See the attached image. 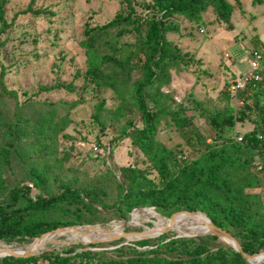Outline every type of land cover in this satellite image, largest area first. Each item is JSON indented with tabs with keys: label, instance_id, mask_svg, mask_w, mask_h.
Returning a JSON list of instances; mask_svg holds the SVG:
<instances>
[{
	"label": "rangeland",
	"instance_id": "374dc122",
	"mask_svg": "<svg viewBox=\"0 0 264 264\" xmlns=\"http://www.w3.org/2000/svg\"><path fill=\"white\" fill-rule=\"evenodd\" d=\"M31 1L8 0L4 8L6 20L11 22ZM34 1L35 11L43 8L50 14H20L0 39V206L5 208L11 203L14 189L24 190L33 184V171H36L44 175V183L40 190H24L31 199L51 198L64 188L95 191L96 197L93 201L84 200L85 204L71 202L52 211L24 216L26 224L39 222L49 232L56 230L52 229L55 226L57 229L100 227L112 231L115 223H125L124 233L160 229L158 217L166 225L177 211L187 210L163 212L156 207H141L129 212L119 196L122 191L119 186L122 185L123 190L127 188L128 168L147 171L149 178L158 180L150 159L139 150L131 136L144 128L132 90V84L142 75L144 56L139 50V39L135 34L119 37L118 30H113L101 38L95 50L87 47V27L106 24L118 14L126 13L127 5L122 0ZM229 1L236 6L233 28L219 20L212 8L202 13L199 23L178 16L170 20V24L178 25L179 31L169 33L168 40L194 61L168 71V83L161 88L167 99L161 106L169 112L182 110L188 122L177 126L165 116L155 125V136L183 162L185 157L187 161L198 158L206 145L244 137L255 126L256 116L250 113L254 110L252 101L247 106L231 102L228 81L233 72H247L252 51L264 48V4L255 6L252 0H241L239 7L236 0ZM133 2L136 17L147 27L154 11L152 1ZM2 27L0 20V29ZM113 48L118 49V59L131 56L132 66H136L129 88L123 90L125 98L105 85L98 86L91 78H76L77 71L84 74L92 64L99 63L101 57L112 54ZM226 53L230 59H225ZM58 83H72L74 91L48 93L42 90ZM4 89L14 92L15 96L10 97ZM196 100L212 112L227 110L230 104L243 115L238 114L234 126L222 132L210 125ZM147 103L151 111L158 110L157 103L149 96ZM98 112L104 125L94 118ZM9 130L21 138L15 141L7 158L3 151L13 141ZM197 130L202 138L198 137ZM263 156L264 144L256 150V165L252 169L261 184L250 192L258 194L264 203V170L260 164ZM25 203L22 199L15 208H6V211L20 209ZM135 211L141 213V218L131 225ZM183 217L190 216L181 215L177 220ZM85 232L91 241L101 238L93 230ZM188 235L173 229L140 240L122 237L112 242L86 243L79 235L66 234L56 238L58 243L48 244L32 264H48L53 257L50 254L55 252L81 264H130L141 255L148 262H162L187 259L199 246L207 252L223 246L232 248L216 235ZM234 237L241 244V237ZM36 239L6 242L0 238V245L31 246Z\"/></svg>",
	"mask_w": 264,
	"mask_h": 264
},
{
	"label": "trees",
	"instance_id": "16d2710c",
	"mask_svg": "<svg viewBox=\"0 0 264 264\" xmlns=\"http://www.w3.org/2000/svg\"><path fill=\"white\" fill-rule=\"evenodd\" d=\"M122 1L127 5L126 13L118 14L104 25L87 27L85 32L88 36L87 47L95 50L101 38L113 30H118L119 37L137 35L139 50L144 59L140 69L141 78L132 84V90L133 98L142 114L144 128L131 136L139 150L150 159L158 180L149 178L147 171L128 168L127 188L123 190L122 185L119 186L122 189L119 192L121 202L127 204L129 212L141 207H156L163 212L181 208L186 209L187 212H203L216 226L233 236L241 237L240 245L245 253L255 255L264 252V203L258 194L250 192L259 188L261 184L260 178L252 169L256 165V150L264 144V106L260 96L264 94L261 93L263 89L256 93H246L241 97L246 102L245 106L252 101L254 110L250 113L256 116L254 129L244 136L242 143L230 139L222 141L219 145H206L204 152L198 158L187 161L185 157L183 162L177 160L173 152L155 136V125H158L165 116H169L177 126H183L188 122L182 115V110L169 112L166 107L161 106L167 99V96L161 93V88L168 83V71L182 65H190L194 61L193 57L183 54L179 47L168 40L169 33L179 31L178 25L170 24V20L178 16L199 23L202 20V13L212 8L219 20L228 28H233L232 16L235 5L229 0H151L154 11L145 27L135 15L133 0ZM34 2L32 0L26 10L17 13L13 20L8 22L4 11L8 0H0V20L3 23L0 39L14 25L20 14H50L43 8L35 11ZM236 2L239 7L242 6L241 0ZM252 3L255 6L263 5L264 0H252ZM117 52L118 49L113 48L112 54L101 57L99 63L92 64L84 74L77 71L76 78L82 76L91 78L98 86L105 85L125 98L123 90L129 88L136 66H132L131 56L118 59ZM231 81L230 78L228 99L234 102L229 92ZM42 90L48 93L56 90L73 92L74 86L72 83L69 85L58 83L43 87ZM6 93L10 97L15 96L14 92L6 91ZM148 96L157 103L158 110L149 109ZM195 103L202 108V115L207 116L210 125L222 132L234 126L238 114L243 115L230 104L227 110L212 112L203 107L202 102L196 100ZM94 118L104 125L100 112L96 113ZM9 134L13 141L9 142L3 151L7 158L15 141L21 138L12 130H9ZM197 135L202 138L198 130ZM260 164L264 170V156ZM32 181L33 184L24 189L27 192L34 191L35 188L40 190L44 183V175L33 171ZM24 190L14 189L11 192V203L5 208L0 206V238L6 242L39 238L49 232V229L39 222L26 224L24 216L52 211L62 204L71 202L85 204L84 200L93 201L96 197L95 191L64 188L57 196L51 198L38 196L31 199ZM22 199L26 200V203L20 209L6 211V208H15ZM57 228L55 226L52 229ZM50 256L53 257L48 264H81L74 262L72 257H62L56 252ZM143 256L141 255L136 261H130V264L138 262L140 264H251L233 247L225 246L219 247L214 252H207L204 247L199 246L184 260L148 262L147 259H142ZM36 261L35 257L27 259L6 257L0 260V264H32Z\"/></svg>",
	"mask_w": 264,
	"mask_h": 264
},
{
	"label": "water",
	"instance_id": "95a60500",
	"mask_svg": "<svg viewBox=\"0 0 264 264\" xmlns=\"http://www.w3.org/2000/svg\"><path fill=\"white\" fill-rule=\"evenodd\" d=\"M188 215L190 217H194V218H199V217H204L207 219V224L209 227V231L204 233V234H212V235H216L219 236L221 238H223L231 247H233L235 249V251L241 253L246 260L251 263V264H262L264 262V252L259 253V254H255V255H249L247 253L244 252L242 246L239 244V242L236 240V238L230 234L229 232L221 229L220 227L216 226L212 220L203 212H177L175 214L172 215L171 217V223H169V225H167L166 227H162L160 229H154V230H150L147 232H143V233H136V234H132V233H124L123 230L119 231V232H115V231H105L103 229H101L100 227H83V228H77V227H71V228H61V229H56L54 231L48 232L46 234H44L43 236L39 237L36 239V242H39L43 239H46L45 242L41 245L36 246L32 251L29 252H21V251H5L7 252L6 255L1 256L0 253V258H6V257H14V258H31V257H35L39 252L44 251L46 246L48 244H53V243H58L56 238L59 236H63L66 234H74V235H79L81 236L83 239L86 238L87 240H84L86 243H94V242H112V241H117L119 239H121L122 237L124 238H130V239H134V240H140L143 238H151V237H157L160 236L162 234L168 233L169 231L174 229V221L175 219L179 216V215ZM85 230H93L96 232H101L104 234V236H102L100 239L98 240H92L89 238V236L87 235V233L85 232ZM192 235H198V234H192ZM186 236H190V235H186Z\"/></svg>",
	"mask_w": 264,
	"mask_h": 264
},
{
	"label": "built area",
	"instance_id": "2783aa9c",
	"mask_svg": "<svg viewBox=\"0 0 264 264\" xmlns=\"http://www.w3.org/2000/svg\"><path fill=\"white\" fill-rule=\"evenodd\" d=\"M230 58L231 56L226 53L225 59ZM250 63V69L247 72L243 74L233 72L231 77L232 83L229 92L237 106L246 105L244 98H241L246 93H256L261 89H263L261 93H264V51L253 50L250 54ZM260 96L262 97V105L264 106V94ZM236 141L242 143L244 137H237Z\"/></svg>",
	"mask_w": 264,
	"mask_h": 264
},
{
	"label": "bare ground",
	"instance_id": "6f19581e",
	"mask_svg": "<svg viewBox=\"0 0 264 264\" xmlns=\"http://www.w3.org/2000/svg\"><path fill=\"white\" fill-rule=\"evenodd\" d=\"M182 215H184V214H182ZM179 216H181V215H179ZM140 218H141V213L139 211H135L131 217L130 224L133 225ZM177 218L175 219V221L173 223L174 224V230L178 231L182 235H188L190 233H192V234L203 233L204 234V233L209 231V227H208L206 218H205L206 220L205 219H195L194 217H193V219L191 217H183L179 220H177ZM158 220H159V222L157 223V227H160V228H162L166 225H169V223H171V220H169L168 223H166V225H165V223L163 222V219L161 217H158ZM112 229H113L112 231H115V232H119L121 230L124 231L125 223H115V224H113ZM187 231H190V232L187 233ZM96 233H98L100 237L104 236V234L101 232L100 233L96 232ZM45 240L46 239H43L39 242L35 241V245H31V246H25L24 245L22 247H12V246H7V245L2 243L0 245V253H1V256H4L7 254V252H3V251H10L11 250V251L29 252V251H32L38 245L42 246V244L45 242ZM84 240H87V239L84 238Z\"/></svg>",
	"mask_w": 264,
	"mask_h": 264
},
{
	"label": "crops",
	"instance_id": "0c3cea01",
	"mask_svg": "<svg viewBox=\"0 0 264 264\" xmlns=\"http://www.w3.org/2000/svg\"><path fill=\"white\" fill-rule=\"evenodd\" d=\"M235 7H236V6H235ZM230 78H231V77H230ZM230 78H229V79H230Z\"/></svg>",
	"mask_w": 264,
	"mask_h": 264
}]
</instances>
